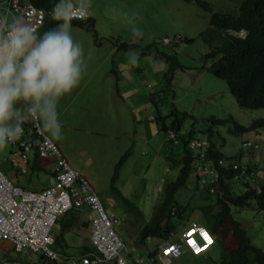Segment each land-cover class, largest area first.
Segmentation results:
<instances>
[{
	"label": "rangeland",
	"instance_id": "rangeland-1",
	"mask_svg": "<svg viewBox=\"0 0 264 264\" xmlns=\"http://www.w3.org/2000/svg\"><path fill=\"white\" fill-rule=\"evenodd\" d=\"M207 1L214 11L232 10L239 4L237 0ZM89 11L96 35L93 29L71 24V35L80 43L85 56V69L79 86L59 101L61 138L52 139L42 131L60 148L61 157L85 176L106 211L118 218L115 229L127 251L132 257H138L148 254L157 244L156 239L142 241L141 231L152 220L167 183L178 175V168L169 162V157L179 158L183 153L182 141L169 140L162 129V122L168 124L170 118L162 121L157 116H165L174 108L190 113L192 116L182 122L180 134L186 137L190 129H194L196 136L200 134L197 136L200 140L203 138L201 129L212 116L232 117L239 124L248 126L264 116V109L239 106L226 80L209 71L215 62V59L206 58L214 46L211 35L204 33L210 29V14L194 3L183 0H90ZM132 27L139 29L142 36L134 39ZM117 40L136 46L114 53ZM137 50L139 55L132 64L129 58ZM156 53H159L158 57ZM162 53L174 55L182 67L164 75L170 62L160 57ZM117 73L119 78L115 76ZM212 129V142L226 158L255 162L258 164L256 176L259 181L264 180L263 129L259 134L234 132L232 122L213 125ZM244 142H258L260 146L251 149L244 147ZM10 148L9 144L0 150V168L6 173V169L14 171L7 160ZM122 157L125 158L120 162ZM31 177L44 182L46 174L34 171ZM209 179L206 176L207 182ZM233 189L237 193L244 191L242 186H233ZM206 192L203 187L197 188L196 177L192 174L186 187L175 195L177 204L185 208V215L202 224V211L191 212L189 208L214 203V195L209 196ZM250 202L242 207L232 205L231 212L242 223L252 242L264 250V215L254 200ZM84 212L80 218L85 221ZM61 217L52 228L59 238L52 248L64 250L71 256L80 255L83 247L89 245L88 237L80 224L69 226V221L64 223ZM170 221L176 224L178 231L181 230L183 223L177 225L179 219L176 216ZM66 241L69 247L65 245ZM230 243L225 245L226 248L232 247V240ZM8 245L5 253L0 251V262L68 264L43 259L39 253L29 250L15 252ZM222 251L218 241L207 251V257L193 256L183 248V253L170 259L168 264H214Z\"/></svg>",
	"mask_w": 264,
	"mask_h": 264
},
{
	"label": "trees",
	"instance_id": "trees-1",
	"mask_svg": "<svg viewBox=\"0 0 264 264\" xmlns=\"http://www.w3.org/2000/svg\"><path fill=\"white\" fill-rule=\"evenodd\" d=\"M30 1L44 9H50L56 3V0ZM183 1L194 3L197 7L208 11L210 14V29L204 33H207V36L211 35L214 46L206 54V58L215 59V62L208 68L209 71H212L217 77L226 80L229 90L239 106L250 109H264V0H237L239 2L237 8L228 11H214L213 5L207 0ZM55 23L57 21L48 19L40 31L43 32L53 27ZM71 24L94 30V20L92 18L87 21L72 20ZM94 31L96 35V30ZM240 31H245L246 35L244 38L237 35ZM115 43V45H118V50H130L136 46L135 44L119 40ZM158 55L159 53H156V57ZM160 57L170 62V68L164 74L166 76L176 68L182 67L174 55L162 53ZM113 71L115 72L114 69ZM171 78L172 75L168 78L169 83ZM190 116H192L190 113L179 111L176 108L165 116H157L162 121L166 117L170 118V123L162 122V129L165 133L169 129L176 133L177 136L174 140L180 139L182 141L183 153L179 158L169 157V162L178 168V175L174 180L167 183L163 199L157 206L152 220L141 231L140 239L142 241L147 238L157 240V244L149 252L153 256L158 252L159 242L166 238L170 231L177 230L176 224L170 221L172 217L176 216L179 219V222H176L177 225L183 223L182 227L192 220L185 215V208L179 206L175 200L176 193L186 187L192 174L196 177L197 188H200L199 181L202 172L196 169V166H199V161L193 156L189 147L190 142L200 134L196 136L197 132L194 129H190L186 137L180 134L183 120ZM226 122L233 123L234 132H255L259 134L262 129L264 130V116L253 120L248 126L239 124L232 117L221 119L212 116L208 118L204 128L201 129V135L208 140L207 159H212L214 163L225 156L220 148L212 142V136L214 135L212 126ZM30 123H32L31 120H27L24 124ZM240 156L241 154H239ZM123 158L125 157H122L120 162ZM37 159L38 155L35 153L34 162ZM247 165L249 166V171L253 173L252 177L254 180L247 183L237 182L238 186H242L244 189L242 193H237L232 186L235 182L233 181L235 180V174L239 171L221 169L219 193L215 195V202L201 207L192 206L189 208L191 212L198 209L202 211L204 215L203 223L218 241L219 246H222L221 257L214 264H264V250L252 242L242 223L231 212L232 205L246 206L251 203V200L255 201L259 211H264V180L259 181L256 176L258 164L248 162ZM208 189L206 187L203 190H206V193L209 194ZM77 212L78 210H70L66 216L69 217L70 215L71 218H74L77 216ZM67 217L66 219H68ZM58 240L59 238L57 237L56 243ZM230 240H232L233 245L231 248H226L225 245L227 243L231 244ZM89 251V246H86L83 253ZM41 258L45 259L43 256Z\"/></svg>",
	"mask_w": 264,
	"mask_h": 264
},
{
	"label": "built area",
	"instance_id": "built-area-1",
	"mask_svg": "<svg viewBox=\"0 0 264 264\" xmlns=\"http://www.w3.org/2000/svg\"><path fill=\"white\" fill-rule=\"evenodd\" d=\"M6 6L25 17L39 31L46 20L51 18L50 13L54 5L50 9H44L30 0H8ZM240 35L244 36V32ZM23 127L24 134L20 140L11 143L14 148L9 154V160L14 168L21 173L27 171L29 154L35 139L39 156L55 160L56 173L49 179V186L40 191H31L14 184L0 168V249L3 243H8L15 252L29 250L59 263L66 261L69 264H129L123 253L125 245L115 229L118 218L105 210L88 180L61 157L58 146L42 131L36 121ZM167 136L175 139L176 133L169 129ZM243 145L258 147V144L253 145V142H244ZM189 147L199 161L198 168L202 172L200 184L204 186L207 183L206 176L211 177L210 193L216 192L220 168L238 170L235 174L237 182H253V173L249 171L247 164L219 159L216 165L211 159H207L208 140L205 137L200 140L193 139ZM84 207L87 208L89 240L96 252L80 257L57 253L52 248L55 243L53 226L68 211ZM213 244L214 240L209 231L198 222H192L180 232L170 231L168 236L160 241L156 259L142 256L136 263L168 264L170 259L178 258L183 253V248L199 255Z\"/></svg>",
	"mask_w": 264,
	"mask_h": 264
},
{
	"label": "clouds",
	"instance_id": "clouds-1",
	"mask_svg": "<svg viewBox=\"0 0 264 264\" xmlns=\"http://www.w3.org/2000/svg\"><path fill=\"white\" fill-rule=\"evenodd\" d=\"M7 2L8 0H0V150L20 140L24 134L23 126L32 124H24L27 120L36 121L52 139L61 138L62 123L58 118L59 101L79 86L85 69V56L82 47L71 35V21L77 19L87 21L92 18L89 11L90 0H56L49 19H53L57 23L43 32H38L25 17L18 15L10 7H7ZM131 32L134 39L142 36V32L136 27H132ZM241 32H244V36L240 35ZM237 35L244 38L246 34L245 31H240ZM114 46L117 52L118 45ZM125 55L126 57L129 56L128 53H125ZM138 55V50L132 52L129 62L135 64ZM33 142L34 146L30 151L29 161L34 159L35 153L38 155V159H46L39 156L35 144L36 140L33 139ZM253 143L260 146L258 142ZM11 147L10 152L14 148L12 145ZM219 159L244 163L226 157ZM214 164L217 165V162L215 161ZM252 164L256 163L252 162ZM198 167L196 166V169L200 171ZM219 180L220 174L216 192H208L207 195H214L215 197L219 193ZM209 181L204 186L199 181L200 187H203V189L210 188ZM232 186H238L237 181ZM255 186L257 187V185ZM262 212L264 215V211ZM192 222H198L204 226L213 237L214 244L207 250L209 251L216 244V239L204 223L191 220L180 231ZM180 231L176 230V232ZM89 244V252L72 257L85 256L91 252H96L90 240ZM125 250L126 245L123 253L127 259ZM207 251L199 255L188 252L193 256L202 255L207 257ZM157 254L153 256L148 253L143 256L147 259H156ZM127 261L132 264L128 259ZM109 264H115V262ZM135 264H137L136 261Z\"/></svg>",
	"mask_w": 264,
	"mask_h": 264
},
{
	"label": "crops",
	"instance_id": "crops-1",
	"mask_svg": "<svg viewBox=\"0 0 264 264\" xmlns=\"http://www.w3.org/2000/svg\"><path fill=\"white\" fill-rule=\"evenodd\" d=\"M116 48V47H115ZM113 49L114 53L116 52V49ZM113 71V70H112ZM114 72V71H113ZM116 77H118V73L115 74ZM119 78V77H118ZM12 148V147H11ZM10 148V149H11ZM60 149V148H59ZM1 152V151H0ZM9 154H10V150H9ZM9 159V155H8V158L7 160ZM5 160V159H4ZM9 163L11 164V166L14 168V165L11 163V161L9 160ZM1 165V164H0ZM2 165H5V164H2ZM55 166H56V162L54 159L52 158H46V159H37L36 162H34V159L32 160V163L30 165V167H28L27 171L25 173H21L18 169L14 168V171H10V170H7V173L4 171V169L1 168V170L3 171V173L8 177V179H10L14 184L22 187L23 189H26V190H31V191H40L42 190L43 188L49 186L50 184V178L52 176L55 175ZM34 171H43L45 174H46V178L44 180V182H41L40 180L36 181L34 180L32 177H31V174L34 172ZM40 187V188H39ZM36 188H38L36 190ZM78 212H77V217H74V218H71L70 215L69 217L67 216H64V217H61L60 220H63V222H67L69 221V226L71 224V226H73L72 223H74V227L78 224H80L82 227V231L86 234V237H88V241H89V223H88V220H87V208H80V209H77ZM84 212V215H85V221L83 219L80 218V215L82 214V212ZM66 217L68 219H66ZM59 224V223H58ZM55 235V234H54ZM56 238L57 236L55 235V245H56ZM149 239V238H147ZM152 239V238H150ZM65 245H67L68 247L70 246V244L65 243ZM64 245V246H65ZM74 245H77V243H74ZM90 245V244H89ZM89 245H85L83 248L85 249L86 246H89ZM9 245L8 243H4L2 246H1V249L0 251L2 252H6L8 249H9ZM154 247V246H153ZM55 248V246H54ZM153 250V248H152ZM151 250V251H152ZM57 253L61 254V255H66V253H64V250H61V251H57L55 250ZM83 252H81L82 254ZM125 254L126 256L128 257L127 259L132 263V264H135V261L137 258L143 256L144 254H141L140 256L138 257H132V255L127 251V249L125 250ZM40 257L42 256L41 254H39ZM68 255V254H67ZM0 264H9L7 262H0Z\"/></svg>",
	"mask_w": 264,
	"mask_h": 264
},
{
	"label": "snow or ice",
	"instance_id": "snow-or-ice-1",
	"mask_svg": "<svg viewBox=\"0 0 264 264\" xmlns=\"http://www.w3.org/2000/svg\"><path fill=\"white\" fill-rule=\"evenodd\" d=\"M205 239H207V236L205 235ZM190 243H192L191 241H190Z\"/></svg>",
	"mask_w": 264,
	"mask_h": 264
}]
</instances>
